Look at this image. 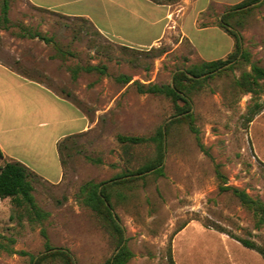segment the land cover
<instances>
[{
  "label": "rangeland",
  "instance_id": "1",
  "mask_svg": "<svg viewBox=\"0 0 264 264\" xmlns=\"http://www.w3.org/2000/svg\"><path fill=\"white\" fill-rule=\"evenodd\" d=\"M251 6L239 29L252 60L264 66V0ZM212 12L217 23L221 13L215 7ZM117 17L103 14L97 21L120 28L127 24ZM9 18V26L0 27V61L70 99L89 116L90 124L67 141L63 179L50 182L40 176L35 182L36 200L49 212L46 219L32 223L14 209L11 198H0V264H35L33 257L45 251L43 229L50 244L68 248L77 264H105L116 243L97 215L77 201V192L85 181L109 180L153 156L151 143L131 146L126 154L117 134L150 136L174 118L169 97L140 93L134 81L169 83L176 71L202 59L177 32L155 46L126 45L101 33L86 17L39 8L28 0H11ZM24 28L39 31L50 41L21 35ZM186 30L195 35L189 23ZM205 40L208 49L215 48L220 36L212 33ZM56 45L69 53L56 55ZM90 64H105L107 74L80 70L78 78H72L70 67ZM122 74L131 81L116 80ZM240 74L236 69L216 75L192 94L205 149L186 123L175 124L166 138V175L139 180L124 190L127 198L115 204L135 253L127 264H171L170 248L177 264H264L261 254L230 235L264 247V225L256 224L253 212L231 191L220 190L217 173L222 172L228 184L264 200V162L255 151L264 158V117L253 120L254 125L245 120L252 94L235 88L234 79ZM260 100L264 102V92ZM76 124L73 131L79 128ZM6 160L0 157V167ZM41 175L56 180L60 170L52 162V174Z\"/></svg>",
  "mask_w": 264,
  "mask_h": 264
},
{
  "label": "trees",
  "instance_id": "2",
  "mask_svg": "<svg viewBox=\"0 0 264 264\" xmlns=\"http://www.w3.org/2000/svg\"><path fill=\"white\" fill-rule=\"evenodd\" d=\"M153 1L162 2L165 0ZM260 1L243 0L237 4L229 5L218 18L217 25L234 38V49L225 58L202 60L187 69H180L175 72L172 81L169 83L134 81L140 93L159 94L169 97L174 104L176 113L173 119L160 126L153 135L117 134V140L123 145L126 154H130L131 146L151 143L154 145L153 156L136 169L133 170L127 167L109 180L99 182L95 180L85 181L77 192V201L89 207L97 215L116 243L115 252L105 264H127L135 255L127 242L125 226L115 212V204L125 200L127 194L124 190L131 189L139 180H145L150 175L156 178L166 175L164 165L166 138L170 134L172 127L177 123H186L195 134L200 147L205 149L200 136V128L193 112L192 94L195 91L202 89L208 79L216 75L240 69L241 74L234 79V86L241 94H252L251 102L244 115L247 123L252 122L256 115L264 109V102L260 100V96L264 92V66L252 60L251 53L244 45V36L239 29L243 25L244 18L253 10L254 6L251 5ZM10 2L11 0H0V27L7 28L9 26ZM20 34L29 37H41L46 41H50V38L41 32H34L28 28H24ZM56 49V55L62 57L69 53L59 45H56ZM245 66H249L250 69L245 68ZM70 70L74 80L78 78L80 70L88 72L98 71L100 74H107V66L105 64L77 65L70 67ZM19 73L30 78L21 72ZM116 80L128 83L131 81V77L122 74L117 76ZM71 137L72 135L67 136L58 142V151L62 162L64 160L62 157L63 150L69 147L67 141ZM0 157H5L1 148ZM88 159L95 163H101L102 161L101 158L88 157ZM217 173L221 181L220 190L231 191L247 209L253 212L256 224L258 226L264 225V200L250 195L245 189L228 184L226 176L220 171H217ZM39 177L40 175L37 172L18 160H6L0 167V198H11L14 209L18 213L25 215L32 223L42 222L49 216V212L39 206L34 195L35 182ZM185 225H182L177 232L183 229ZM215 228L225 232L221 226L217 225ZM42 233L46 238L45 251L36 258L33 257L35 264H44L48 261L52 264H77L74 254L68 248L51 245L44 229ZM230 235L245 247L260 253L264 258L263 246L254 240L241 238L234 234ZM8 251L26 254L24 251H17L13 248H8ZM169 258L171 264H177L173 257L172 248L169 250Z\"/></svg>",
  "mask_w": 264,
  "mask_h": 264
},
{
  "label": "crops",
  "instance_id": "3",
  "mask_svg": "<svg viewBox=\"0 0 264 264\" xmlns=\"http://www.w3.org/2000/svg\"><path fill=\"white\" fill-rule=\"evenodd\" d=\"M28 1L39 8L86 17L101 33L126 45L155 46L170 33L177 32L181 39L187 38L191 42L202 60H215L225 58L234 49V38L213 23L212 8L223 14L227 6L243 0ZM110 13L118 16V20L122 16L127 24L120 28L97 21L98 17ZM188 23L195 32L194 36L186 30ZM212 33L220 36V42L215 48L208 49V41H204ZM263 117L264 114H260L253 120ZM74 123L79 126L75 131L72 129ZM255 123L252 121V125ZM89 124V116L70 99L0 61V148L5 158L23 162L47 181L59 182L63 179L64 170L58 142L85 131ZM255 151L264 162V158ZM52 162L60 170L56 180L49 175H41L42 172L52 174Z\"/></svg>",
  "mask_w": 264,
  "mask_h": 264
}]
</instances>
